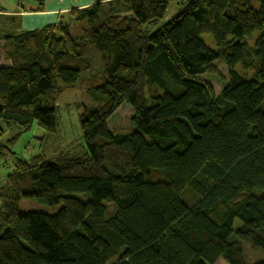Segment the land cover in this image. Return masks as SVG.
<instances>
[{"label": "trees", "instance_id": "obj_1", "mask_svg": "<svg viewBox=\"0 0 264 264\" xmlns=\"http://www.w3.org/2000/svg\"><path fill=\"white\" fill-rule=\"evenodd\" d=\"M169 2L94 0L32 31L0 11L11 141L33 124L54 133L60 88L90 70V50L102 57L81 156L17 160L0 186V264H264V0H182L144 31ZM218 60L215 95L200 76ZM122 103L133 130L116 133L106 120ZM22 198L61 208L23 212ZM246 247L261 257L248 262Z\"/></svg>", "mask_w": 264, "mask_h": 264}, {"label": "rangeland", "instance_id": "obj_2", "mask_svg": "<svg viewBox=\"0 0 264 264\" xmlns=\"http://www.w3.org/2000/svg\"><path fill=\"white\" fill-rule=\"evenodd\" d=\"M182 0H170L163 19L157 25L144 26V31L152 34L161 26L170 22L178 14V4ZM21 2V1H20ZM253 8L258 7L257 0H250ZM206 45L213 48L210 35L202 36ZM1 46V43H0ZM89 60L91 68L85 72L82 79L74 86L60 88L57 95L55 106L56 131L54 133H44L40 128L33 124L27 131L18 135L15 141L12 138L17 135L16 129H6L0 121V128L3 131L0 137V144L6 148H0V186L4 183L6 176L13 170L17 160L32 163V160L39 157L45 160L52 159L58 153L68 154L69 156H81L83 142L79 124V115L82 113V105L93 106L92 99L86 94L89 86L96 85L100 80L102 57L94 50H90ZM0 56V65H6ZM240 73L247 72L238 68ZM251 72H247L250 77ZM201 81L211 85L214 94H218L227 79V73L222 61L218 60L212 65L210 70L200 76ZM132 116L131 107L122 103L115 112L106 120L108 129L116 132H130L133 127L130 125ZM17 133V134H16ZM183 198L189 202L194 196L189 190L183 192ZM18 207L23 212H41L45 214H55L61 208L57 206H45L37 203L33 199L22 198L18 202ZM261 257L256 251L248 247L245 248V258L248 262L258 260ZM216 264H225L219 260Z\"/></svg>", "mask_w": 264, "mask_h": 264}, {"label": "crops", "instance_id": "obj_3", "mask_svg": "<svg viewBox=\"0 0 264 264\" xmlns=\"http://www.w3.org/2000/svg\"><path fill=\"white\" fill-rule=\"evenodd\" d=\"M93 2L94 0H0V11L3 15L19 19L22 30L32 31L67 21L70 10L88 7Z\"/></svg>", "mask_w": 264, "mask_h": 264}]
</instances>
